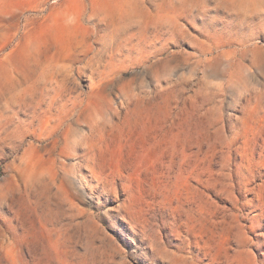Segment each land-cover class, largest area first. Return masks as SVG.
Returning <instances> with one entry per match:
<instances>
[{"label":"rangeland","instance_id":"obj_1","mask_svg":"<svg viewBox=\"0 0 264 264\" xmlns=\"http://www.w3.org/2000/svg\"><path fill=\"white\" fill-rule=\"evenodd\" d=\"M54 1L0 0V264H264V0Z\"/></svg>","mask_w":264,"mask_h":264},{"label":"bare ground","instance_id":"obj_2","mask_svg":"<svg viewBox=\"0 0 264 264\" xmlns=\"http://www.w3.org/2000/svg\"><path fill=\"white\" fill-rule=\"evenodd\" d=\"M49 1H51V0H37V2H35V4H34V6L31 8V9H29L28 10V12H32V13H34V14H36L35 16H39V15H41L42 13H45L46 11H48V10H50V9H52L51 7H50V5H49ZM54 1V0H53ZM60 1V0H59ZM59 1H56V3H59ZM62 1V0H61ZM123 3H125V4H129V3H131L132 2V0H121ZM55 2V1H54ZM31 13V14H32ZM23 14H26V11H24L23 12ZM43 16V15H42ZM25 21L26 22H30L31 21V17L30 16H28V17H26L25 18ZM21 26H22V24H21ZM1 55V54H0ZM57 82L59 83V81L57 80ZM60 82H62V80L60 81ZM8 91V90H7ZM53 94L51 93H49V94H47L48 95V97H49V105H55V104H57L58 103V101L59 100H61L62 98H63V94H62V92L60 91V89L57 87V88H55L53 91ZM131 102V101H130ZM48 105V106H49ZM81 108V107H80ZM36 119V118H35ZM77 120V119H76ZM22 162V161H21ZM22 164V163H21ZM60 164V163H59ZM61 168V167H60ZM51 172V171H50ZM63 172V171H62ZM65 174V173H64ZM55 177V176H54ZM105 177V176H104ZM52 178V177H51ZM63 179V178H62ZM64 180V179H63ZM107 181V180H106ZM105 181V182H106ZM64 182V181H63ZM39 184V183H38ZM65 185V184H64ZM100 186H101V184H100ZM53 191V190H52ZM106 191V190H105ZM77 192V191H76ZM249 192V191H248ZM61 194V193H60ZM251 194V193H250ZM244 197V196H243ZM64 199V198H63ZM244 199H245V197H244ZM258 199V198H257ZM68 200V199H67ZM245 202H247V201H245ZM124 204V203H123ZM246 204V203H245ZM248 204H249V202H248ZM120 205V204H119ZM126 205V204H125ZM257 205V204H256ZM121 206V205H120ZM124 206V205H123ZM245 206V205H244ZM247 206V205H246ZM250 206V205H249ZM31 207V206H30ZM250 208V207H249ZM256 210V209H255ZM129 218V217H128ZM127 218V219H128ZM261 219V218H260ZM55 220V219H54ZM84 220V219H83ZM126 223V222H125ZM241 227H243V226H241ZM250 232V231H249ZM264 233V232H263ZM59 235V234H58ZM264 236V235H263ZM61 238V237H60ZM59 238H57V240H58ZM249 240V239H248ZM264 240V239H263ZM47 242V241H46ZM254 242V241H253ZM49 243V242H48ZM260 244H262V243H260ZM48 246V245H47ZM51 246V245H50ZM49 247V246H48ZM63 247V246H62ZM57 248V247H56ZM64 248V247H63ZM68 249V248H67ZM49 250V249H48ZM64 250V249H63ZM69 250H70V248H69ZM10 251V250H9ZM66 251V250H65ZM73 251V250H72ZM243 250H241V252H242ZM245 251V250H244ZM247 251V250H246ZM245 251V252H246ZM250 251V250H249ZM61 252V251H60ZM74 252V251H73ZM242 253H244V252H242ZM249 253V252H248ZM7 254V253H6ZM250 254V253H249ZM251 254H252V252H251ZM263 254V253H262ZM241 255V254H240ZM244 257H246V256H248V254L245 256L244 254H242ZM241 255V256H242ZM253 256H254V254H252ZM69 256V255H68ZM176 256H177V254H176ZM184 256H185V254H184ZM188 256V255H187ZM61 257V256H60ZM179 257V256H178ZM190 257V256H189ZM249 257V256H248ZM185 258H186V256H185ZM241 258V257H240ZM243 258V257H242ZM251 258V257H250ZM253 258V257H252ZM255 258V257H254ZM57 259H58V257H57ZM56 259V260H57ZM83 259V258H82ZM193 259V258H192ZM246 259V258H245ZM260 259V258H259ZM59 260V259H58ZM65 260V259H64ZM197 260V259H196ZM244 260V259H243ZM179 261V260H178ZM195 261V260H194ZM254 261V260H253ZM66 262V261H65ZM83 262H85V261H83ZM189 262H191V261H189ZM256 262V261H255ZM259 262H261V261H259ZM175 263V262H174ZM257 263V262H256ZM67 264V263H66ZM192 264H193V262H192ZM195 264V263H194ZM197 264V263H196ZM200 264V263H199ZM258 264V263H257ZM260 264V263H259Z\"/></svg>","mask_w":264,"mask_h":264}]
</instances>
